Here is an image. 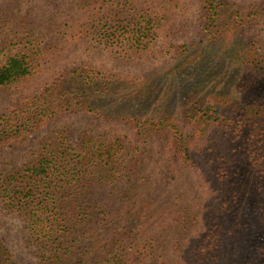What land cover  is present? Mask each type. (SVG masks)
I'll list each match as a JSON object with an SVG mask.
<instances>
[{
  "label": "trees",
  "instance_id": "1",
  "mask_svg": "<svg viewBox=\"0 0 264 264\" xmlns=\"http://www.w3.org/2000/svg\"><path fill=\"white\" fill-rule=\"evenodd\" d=\"M185 1L70 0L44 23L14 0L0 6V89L51 72L0 114V147L61 116L129 132L70 141L60 127L35 158L0 168V210L21 221L40 264H264V50L247 31L264 26V4L195 0L191 19ZM190 24L196 35L177 46ZM77 49L166 59L123 72ZM157 141L171 163L207 175L206 205L140 175ZM0 264H17L1 237Z\"/></svg>",
  "mask_w": 264,
  "mask_h": 264
},
{
  "label": "rangeland",
  "instance_id": "2",
  "mask_svg": "<svg viewBox=\"0 0 264 264\" xmlns=\"http://www.w3.org/2000/svg\"><path fill=\"white\" fill-rule=\"evenodd\" d=\"M6 1L0 0V6ZM70 0H58L53 5L43 2V0H14L18 9L21 11L32 13L37 16V20L44 23L48 19L53 18L54 21L59 20L60 11L67 6ZM247 4H255L259 6L264 4V0H237ZM181 2V1H180ZM179 2V3H180ZM181 4V3H180ZM15 7V5H13ZM13 10L12 7H8ZM183 9V14L194 19L196 17L197 4L195 0H186L180 5ZM57 14H54L56 13ZM59 13V14H58ZM6 21V19H5ZM9 21V20H8ZM262 19L257 22L260 23ZM255 23L248 31V39L255 40L264 50V26ZM195 27L197 24H190L187 27L186 33L175 41L177 46L184 42L190 41V36H195ZM45 26H42V30ZM88 53L77 49L71 52L72 58L79 60L92 61L96 64H105L116 71L123 72H142L149 73L154 67L166 59V55H161L160 58L136 59L134 61H123L112 58L106 53ZM71 58L70 56H68ZM46 69V68H45ZM51 70V69H50ZM50 71L44 70L35 73L11 87L0 89V114L8 107L19 103L23 98L32 95L34 92L41 90L43 84L49 80ZM29 101V100H28ZM67 127L71 129L70 141H73L76 134L83 129H89L91 133L97 136H105L112 139L116 134L129 136L128 129L118 125L98 124L91 117L85 116H61L55 120L48 122L44 127L38 128L29 133L24 141L13 146L0 147V168L18 167L23 163L35 158L39 149L40 143L55 131L57 128ZM169 153L163 149L161 144H148V150L145 157L146 163L142 166L141 174L146 175L148 183L156 186L161 192H169L176 190L186 194V200L191 207L199 208L204 206L212 197V184L207 175L199 170L180 169L174 163L167 159ZM154 167L153 170L150 168ZM23 232L21 221L8 213L0 210V237L10 249L13 258L17 264H40L34 256L32 248L26 246L23 242Z\"/></svg>",
  "mask_w": 264,
  "mask_h": 264
}]
</instances>
